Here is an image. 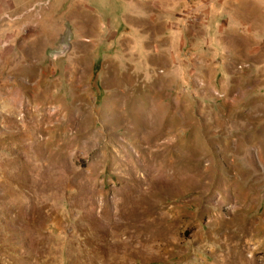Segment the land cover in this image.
<instances>
[{"label": "rangeland", "instance_id": "1", "mask_svg": "<svg viewBox=\"0 0 264 264\" xmlns=\"http://www.w3.org/2000/svg\"><path fill=\"white\" fill-rule=\"evenodd\" d=\"M0 264H264V0H0Z\"/></svg>", "mask_w": 264, "mask_h": 264}]
</instances>
